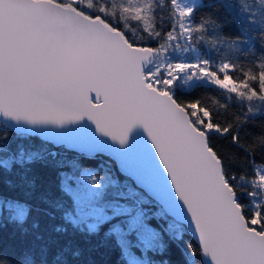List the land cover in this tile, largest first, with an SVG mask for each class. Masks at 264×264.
Returning <instances> with one entry per match:
<instances>
[{
  "label": "snow or ice",
  "instance_id": "6c2138e0",
  "mask_svg": "<svg viewBox=\"0 0 264 264\" xmlns=\"http://www.w3.org/2000/svg\"><path fill=\"white\" fill-rule=\"evenodd\" d=\"M202 7L0 0V228L15 222L20 233L0 237V264H94L98 246H87L101 233L100 246L113 241L124 264H170V243H184L189 231L195 243H184L181 264H264V55L257 68L217 63L199 48L240 53L243 43L247 56L253 40L264 47V0H210L239 26L235 38L221 35L211 14L197 22ZM197 82L237 98L238 112L229 118L215 98L209 105L175 94L178 83ZM257 116L260 132L251 134ZM10 130L65 156L13 148ZM137 130L149 147L133 144ZM69 151L77 155L69 159ZM97 154L121 175L108 163L102 175L81 163ZM34 164L57 169L56 193L41 190Z\"/></svg>",
  "mask_w": 264,
  "mask_h": 264
},
{
  "label": "trees",
  "instance_id": "16d2710c",
  "mask_svg": "<svg viewBox=\"0 0 264 264\" xmlns=\"http://www.w3.org/2000/svg\"><path fill=\"white\" fill-rule=\"evenodd\" d=\"M204 4L196 14V20L199 21L201 16L206 14H211L212 18L217 21L221 25L220 34L226 37L235 38L239 35V26L235 23L228 22L230 21L231 17L225 12V10L220 8H211L208 7L210 0H201ZM233 3H237L238 0H232ZM211 31V29H210ZM252 51L249 52L247 56L243 55L245 51L248 50L246 44H240L241 52L234 53L229 51L228 49L221 46V52L217 53L215 50L211 49L205 44H200L199 48L201 53L206 54L208 58L215 59L217 63L221 61V59H235L237 62L245 65L250 66L251 61H255L256 67H259V57L264 55V47L261 46L258 39L252 41ZM155 46V43H154ZM239 75V73H236ZM175 94L184 101H194V100H202L205 104H212V99L215 98L219 100L220 104L228 105L227 112L222 111V116H227L230 118V113L238 112L240 105L237 102V98L233 97L232 100H228L226 96L218 91L214 86L204 83V82H197L195 87L192 89H186L179 84H177L175 88ZM261 120V117H256L255 124L247 125V131L251 134H258L260 132V128L258 124ZM2 127V126H0ZM9 140L12 142V147L15 148L17 144H22L25 148L31 150H40L46 148L47 150H56L61 153L59 158H63L65 156V150L63 148H55L49 142H45L38 137H30V138H18L14 132L11 131V135L9 136ZM218 143L222 147H228V142L224 138H218ZM3 154L0 153V156ZM77 153L75 152H67V158L71 159L72 157L76 156ZM81 163L88 167L91 166L94 170L98 171L101 175L104 173L105 168L104 164L108 163L112 165V170L116 172V175L119 176L120 174L117 173L113 163L108 160L104 156L97 155L95 158L89 159L87 157H80ZM33 174L38 177V183L41 185V190L49 189L53 193H56V186H57V169L53 168L52 166H44L41 164H34L32 165ZM68 171V169H65ZM5 178L8 179H18V177L10 174H5ZM58 194V193H57ZM5 195L10 197L17 198L20 202H25L29 204H36L38 201L33 197L29 199L25 196L24 191L22 189H16L14 191H8L5 189ZM242 199H247L246 197H242ZM70 201H68V205L70 206ZM41 207H46L45 205H40ZM51 210V209H49ZM32 219H39L37 213L33 212ZM58 222V221H57ZM31 223V219L26 223V227L29 226ZM15 232L16 237L19 238L20 233L15 222H7L4 221V227L0 228V237L3 239L8 240L11 234ZM101 236L92 237L90 244L87 247L91 246H98L96 251L90 253L94 264H124L122 257L120 256L119 250L117 249L115 243L113 241H109L103 246L101 244ZM83 243V241H81ZM184 243H194L191 239L189 234L185 232L184 234ZM184 243H180L177 246L175 243H170V250L168 253V258L170 260V264H181V256L180 252L184 249ZM159 258V257H157ZM49 264H51V258L49 260Z\"/></svg>",
  "mask_w": 264,
  "mask_h": 264
},
{
  "label": "water",
  "instance_id": "95a60500",
  "mask_svg": "<svg viewBox=\"0 0 264 264\" xmlns=\"http://www.w3.org/2000/svg\"><path fill=\"white\" fill-rule=\"evenodd\" d=\"M10 131H11V130H10ZM12 132H14V131H12ZM14 133H15V132H14ZM132 141H133V144H137V145H139V146H141V147H144V148H147V147L150 146V140H148L146 133H144L142 130H137L136 132L133 133V135H132ZM50 144H51V143H50ZM51 145H52V144H51ZM52 146H53V145H52ZM53 147H54V146H53ZM97 155L104 156V157H106L108 160H110V161L113 163V165H114L115 170L117 171V173H119L116 164L114 163V161H113L110 157L107 156V154H97ZM119 174H120V173H119ZM120 175H121V174H120ZM187 233L189 234V236L191 237V239H192V240L194 241V243H195V238L192 237L191 232L189 231V232H187Z\"/></svg>",
  "mask_w": 264,
  "mask_h": 264
},
{
  "label": "rangeland",
  "instance_id": "374dc122",
  "mask_svg": "<svg viewBox=\"0 0 264 264\" xmlns=\"http://www.w3.org/2000/svg\"><path fill=\"white\" fill-rule=\"evenodd\" d=\"M179 84V83H178ZM180 86H182L181 84H179ZM183 87V86H182ZM185 88V87H184Z\"/></svg>",
  "mask_w": 264,
  "mask_h": 264
}]
</instances>
